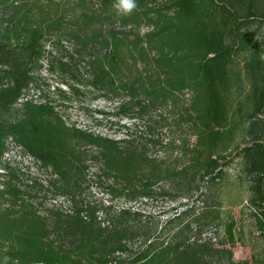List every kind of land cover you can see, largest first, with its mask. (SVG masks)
I'll return each instance as SVG.
<instances>
[{
  "label": "trees",
  "instance_id": "obj_1",
  "mask_svg": "<svg viewBox=\"0 0 264 264\" xmlns=\"http://www.w3.org/2000/svg\"><path fill=\"white\" fill-rule=\"evenodd\" d=\"M112 3L0 0V169L6 141L13 139L51 169L50 190L74 203L72 215L42 217L27 201L38 199L34 191H0V198L8 193L26 202L19 218L10 209L0 215V264L6 256L9 264H264V0H137L126 18ZM61 40L85 59L88 79L72 60L51 62L50 71L70 78L73 83L64 84L77 98L90 90L94 99L115 105L111 115L98 114L135 121L162 108L174 111L172 125L188 133L179 143V164L160 168L144 150H125L67 126L50 101L19 102L40 80L46 44ZM87 146L98 153L88 157ZM237 159L247 196L231 206L248 218L256 240L243 260L233 258L244 226L231 211L225 212L221 241L200 238L222 214L221 204L208 203L201 189L226 184ZM87 160L98 161L113 179L112 194L196 199L180 202L181 212L133 248L139 214L86 201ZM163 181H170L168 191L156 188ZM47 192L42 186L37 191ZM98 213L108 227H101Z\"/></svg>",
  "mask_w": 264,
  "mask_h": 264
},
{
  "label": "rangeland",
  "instance_id": "obj_2",
  "mask_svg": "<svg viewBox=\"0 0 264 264\" xmlns=\"http://www.w3.org/2000/svg\"><path fill=\"white\" fill-rule=\"evenodd\" d=\"M147 29H141V34ZM47 51L43 62L42 69L39 73V82L37 85L31 86L25 93L27 101L42 103L50 101L58 115H60L67 126H73L82 131H86L95 136L104 139L119 142V147L125 150L135 149L138 151H146L148 160L155 161L154 164L160 168H168L174 164H179L181 161L180 142L188 136L187 132H181L172 125L174 120V111L171 109H160L151 116H143L135 121H129L126 118L116 116H104L98 114V111L105 113H113L114 104L106 102L102 98L94 99L96 94L90 90H85V94L77 98L69 93L68 86L65 82L73 83L67 76H62L58 72L50 71V63H54L59 59L62 61L72 60V66L76 67L82 75V79H88L86 68L84 65L85 59H81L76 52L75 45L68 40L60 42H50L46 44ZM83 90V88L79 87ZM64 91L67 98L63 99L59 92ZM191 143L193 139H190ZM88 157L95 156L98 149L95 147H86ZM89 159V158H88ZM4 168L0 169V191H11L15 188L21 190H31L37 194V200H27L28 203L37 207V213L40 216H48L52 211H57L49 202V197L56 196L48 185L55 178L52 175L50 168H43L40 165L32 164L25 161L21 154L9 152L3 159ZM181 163V162H180ZM86 175L90 181L88 189L84 193L86 201L95 203H103L105 197L100 193L108 191L110 200L114 206L120 209H129L130 211L139 214L141 222L134 223L132 226L135 241H130L129 246L135 248L145 238L152 236L156 231L164 225L169 218L175 213L181 212L183 209L179 203H194L196 195L192 198H184L178 196H154L151 199L136 198L130 199L120 194H112L108 190V186L113 183L111 177L102 174V166L98 161L87 160ZM151 164H147L149 167ZM228 182L216 188L215 186L204 190L208 203L219 202L221 204V218L218 223L210 226H205L201 229L200 238L204 241L211 240L217 243L223 239V222L226 220L225 212L231 211V215L237 223L244 226L243 245L235 246L233 251L234 260L248 259L251 254V246L255 245L256 240L254 231L246 216L240 217L239 208L233 207L232 202L236 201L237 196L246 198V185L240 184L239 175V159L235 160L231 169L227 171ZM41 186L48 191L46 194L37 193L41 191ZM91 187H94L91 189ZM156 188L160 191H168L171 188L170 181L160 182ZM158 191V190H157ZM5 194L0 198V215H8L6 211H13L9 214L15 219L21 214V207L25 206L26 202L16 201L10 194ZM174 197H179L175 200ZM71 206L74 210V203L70 199ZM176 208V210H172ZM23 212V210H22ZM217 224V225H216ZM102 227V226H101ZM255 241V242H254ZM1 244V241H0Z\"/></svg>",
  "mask_w": 264,
  "mask_h": 264
},
{
  "label": "built area",
  "instance_id": "obj_3",
  "mask_svg": "<svg viewBox=\"0 0 264 264\" xmlns=\"http://www.w3.org/2000/svg\"><path fill=\"white\" fill-rule=\"evenodd\" d=\"M24 96L25 95H23L21 97V99L19 100L20 103L27 101V99ZM9 152L19 153V154H21L23 159H25V161L30 162L32 164L40 165L39 161L34 159L22 146L18 145L13 139H10V138L6 141V151L3 154V158L5 156H7ZM93 188L94 187H91V189H93ZM100 195L105 197V199L103 200V203H102L103 206H111V207H114L116 209H120V208L114 206L113 203L110 200H108L110 198L108 191L102 192V193H100ZM49 202L52 204V206L56 207L55 209L58 212L65 214V215H72L73 214V208L71 206V202H70V199L68 197H66V196H52V197H49ZM81 216L83 217V219H86V216L84 213H81ZM98 221H100V225L103 228H106L109 226L107 221L102 220L100 213H98Z\"/></svg>",
  "mask_w": 264,
  "mask_h": 264
},
{
  "label": "clouds",
  "instance_id": "obj_4",
  "mask_svg": "<svg viewBox=\"0 0 264 264\" xmlns=\"http://www.w3.org/2000/svg\"><path fill=\"white\" fill-rule=\"evenodd\" d=\"M112 8L116 15L121 18H126L131 16L138 8L137 0H113ZM261 60H264V55H262ZM11 257H4V264H9ZM13 264H19V261H13Z\"/></svg>",
  "mask_w": 264,
  "mask_h": 264
}]
</instances>
